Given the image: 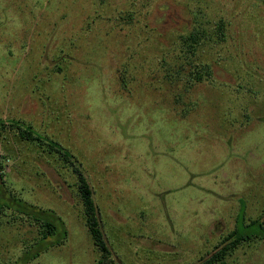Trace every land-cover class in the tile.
Returning <instances> with one entry per match:
<instances>
[{
	"label": "rangeland",
	"instance_id": "1",
	"mask_svg": "<svg viewBox=\"0 0 264 264\" xmlns=\"http://www.w3.org/2000/svg\"><path fill=\"white\" fill-rule=\"evenodd\" d=\"M98 1L0 0V117L31 123L78 157L125 264H198L236 227L256 229L242 223L264 221V0H204L211 15L228 18L229 31L221 58L203 54L214 81L187 92L165 84L159 66L190 28L184 0H151L133 25L113 18L131 2ZM7 138L3 195L47 209L63 227L32 246L37 225L7 209L0 264H94L70 170ZM215 264H264V239Z\"/></svg>",
	"mask_w": 264,
	"mask_h": 264
},
{
	"label": "trees",
	"instance_id": "2",
	"mask_svg": "<svg viewBox=\"0 0 264 264\" xmlns=\"http://www.w3.org/2000/svg\"><path fill=\"white\" fill-rule=\"evenodd\" d=\"M131 3H127L129 8L125 10L116 11V15L113 17L117 23L125 25H133L136 21V14H144V10H148L151 4V0H144L141 4L139 11L135 10L136 4L131 0ZM104 3L105 0H99L98 3ZM96 3V2H95ZM184 5L187 8L190 17V28L185 33H181L176 36L174 45L168 52L163 54V58H160V68L163 71V79L165 84H169L172 89L176 87H183L187 92L193 84L201 83L204 81L213 80V70L209 60L204 58L205 51H213L216 54V58H221L219 48L228 36V29L230 22L228 18L218 15H211L210 5L203 0H184ZM45 5V4H44ZM92 19L90 23L93 22ZM137 23L144 24L140 19H137ZM18 38V37H17ZM24 43L22 47H26ZM20 49V48H18ZM60 50H57V52ZM13 52H11L12 54ZM10 56L12 57L13 54ZM66 54H59L56 58H65ZM203 55V56H202ZM67 57V56H66ZM17 61V60H16ZM57 70L61 69L58 65ZM126 67L124 64L118 69L119 82L123 89L127 86ZM129 77V76H128ZM129 79V78H128ZM238 92L243 88L242 84H239ZM169 90V89H168ZM181 89L175 91L176 99L180 103L179 99H182ZM183 92V91H182ZM12 135L17 141L28 143L50 156L55 162L60 163L64 168L70 170L75 178V186L77 195L82 205V213L84 218V224L87 227V231L90 235L91 241L94 246V250L97 253V258L94 264H125L120 255L115 252V249L111 246L110 241L107 240L104 233V226L102 225V219L100 211L94 200V191L89 182L88 176L85 173L82 162L74 155L69 148L65 147L51 134L40 131L35 128L31 123L22 121L16 118H2L0 117V143L2 144L6 140L7 136ZM8 139V138H7ZM7 143L3 145L7 146ZM0 180H2L0 178ZM2 183V184H1ZM0 183V215H6V210H13L21 216H25L29 219L30 223L37 225L39 238L32 246H40L39 241L46 240L50 236H54L58 233V229L63 227L61 218L57 221L52 212L47 209L37 208L36 206L27 203L21 198L13 197L12 193L6 194L3 191L5 184L4 180ZM244 209V208H243ZM53 216V219L47 216ZM60 219V220H59ZM244 228L249 226H256L253 231H239L236 227L229 234L223 237L221 242L216 246V249L208 258H202L198 264H215L217 262H224V257L236 248L242 242H248L252 239L260 238L264 239V221L259 219L251 220L249 223H242ZM66 233V230L63 229ZM51 243V242H50ZM54 243L50 244L53 245ZM60 245L61 241L55 243ZM41 249H47V246L41 244ZM39 252H36L32 257L36 258Z\"/></svg>",
	"mask_w": 264,
	"mask_h": 264
},
{
	"label": "water",
	"instance_id": "3",
	"mask_svg": "<svg viewBox=\"0 0 264 264\" xmlns=\"http://www.w3.org/2000/svg\"><path fill=\"white\" fill-rule=\"evenodd\" d=\"M0 183H1V180H0Z\"/></svg>",
	"mask_w": 264,
	"mask_h": 264
}]
</instances>
